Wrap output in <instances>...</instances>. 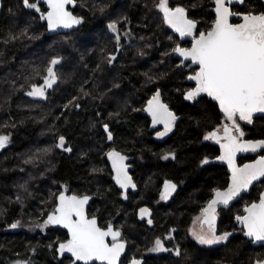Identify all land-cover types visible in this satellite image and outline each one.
I'll return each mask as SVG.
<instances>
[{
	"label": "trees",
	"instance_id": "16d2710c",
	"mask_svg": "<svg viewBox=\"0 0 264 264\" xmlns=\"http://www.w3.org/2000/svg\"><path fill=\"white\" fill-rule=\"evenodd\" d=\"M153 1L75 0L69 9L75 16L83 17L79 27L48 36L40 13L26 8L23 0H3L0 135H9L10 142L0 149V264L17 261L71 264L68 257L60 258L56 252L57 241L67 238L64 230L50 228L43 234L27 236L9 234L7 230L13 221L31 224L39 209H43L40 216L43 221L54 210L56 197L62 191L90 195L88 214L97 217L101 226L106 217L118 221L123 219V215H118L125 213V220L134 228L145 230L143 223L134 217L133 203L140 202L141 197L146 201L152 199L155 185L164 176L184 181L168 206L170 210L166 209L169 215L165 210L164 214L159 211L157 217L159 224L177 227L179 232L197 200L203 199L211 187L224 183L223 168L198 167L204 157L214 158L215 147L203 138L219 124L222 115L207 97L193 103L184 100L189 71L184 66L178 67L180 63L171 52L174 44L166 38V30L152 9ZM178 2L171 5L192 3L186 5L187 12L201 21L199 29L209 23V0ZM39 7L45 12L41 0ZM247 8L263 11L258 1L243 10ZM123 17L130 22L136 39L130 43L133 46L121 50L109 64L107 58L115 54L116 43L107 26L113 20L124 26ZM25 27L28 28L25 35L8 40L9 32L19 34ZM52 57L62 58L57 66L60 76L57 84L47 90L46 99L27 95L32 84H42ZM37 66L39 76L33 73ZM149 76L153 79L149 80ZM81 87L90 95L84 96ZM157 89L179 117L173 132L163 140L152 138L149 119L144 114L146 103ZM73 97L78 98L79 108L69 105ZM105 123L114 137L111 142L103 129ZM247 130L252 137L262 136L263 118H256ZM60 135L65 136L71 152L56 147ZM112 149L132 158L139 193L126 202L119 198L120 191L107 161V152ZM171 151H175L176 159L163 160L162 156ZM17 194L19 200L14 198ZM230 224L231 215L226 211L221 225L227 228ZM152 230L146 228L148 233ZM187 243L197 248L190 241ZM196 256L202 264H250L262 258L263 249L254 248L242 236L234 235L225 245L201 250ZM145 262L162 264L152 258ZM165 264L185 263L177 258Z\"/></svg>",
	"mask_w": 264,
	"mask_h": 264
},
{
	"label": "snow or ice",
	"instance_id": "6c2138e0",
	"mask_svg": "<svg viewBox=\"0 0 264 264\" xmlns=\"http://www.w3.org/2000/svg\"><path fill=\"white\" fill-rule=\"evenodd\" d=\"M39 2L40 0H36V2L23 0L26 8L40 13L39 18L47 21L49 30L61 27L71 28L83 21V17L74 16L67 10L66 5L72 3L73 0H45L48 6L46 12H41ZM239 3L243 4L244 0H239ZM232 4L233 0H214L215 19L205 30L198 29L197 25L201 21L190 19L187 9L183 6L171 7L169 0H158V3L154 5L162 13L164 24L178 33L179 37L192 38L190 48L181 47L177 43L171 50L172 53L183 58L178 67H183L184 61H190L198 68L187 76L188 80L195 81L196 86L186 90L185 99L197 101L201 94H206L217 102L219 111L225 120V123L220 127L209 131L204 136L205 140H216L220 143L221 155L216 159L227 162L231 170V178L227 188L212 189V199L208 201L206 207L201 209V216L196 217L193 221L194 226L191 229V234L201 245H216L229 241V237L232 236L231 232L217 233L215 223L217 206H227L242 192H245L254 181L264 177V155H260L258 159L242 166L236 163L237 153L264 149V139H245L246 133L239 123V121H246L251 124L255 113H264V11L233 12ZM234 16L241 18L242 22L232 23L231 19ZM123 19L127 20V17H123ZM108 28L115 34L119 50L121 37L118 20L111 21ZM27 31L28 28L25 27L19 34L9 32L8 40L18 39ZM129 34L125 33V35ZM169 39L171 40L172 37ZM116 59L115 55H109L107 62L112 64ZM61 60V57H52L49 60L42 84H32L31 91L27 95L47 98V90L57 84L60 79L57 66L61 65ZM33 73L36 76L40 75L38 66L33 68ZM148 79L152 80L153 77L149 76ZM114 86L118 87V85ZM81 92L84 96L90 95L89 92L84 91L83 87H81ZM69 105L79 108L78 98L73 97L69 101ZM69 105H65V107L67 108ZM145 110L151 114L153 125L163 123L164 131L157 133V136L160 137L170 132L179 119L176 113L162 102L159 89L148 100ZM103 129L107 133V139L113 140V134L107 123L103 125ZM9 142V135H0V149ZM56 147L68 152L72 151L71 147H66V138L63 135L58 137ZM107 156L112 160L116 183L125 190L129 187L135 188L136 185L127 170L128 165L124 163L127 157L115 149L109 151ZM169 158L176 159L175 151L168 152L163 157L165 160ZM208 163L207 157L200 161L201 166ZM93 171L98 170L93 169ZM177 187L178 185L171 180L165 181L164 191L160 198L167 200ZM17 199L19 200V197ZM56 199L58 203L54 210L48 213L47 219L37 227L63 225L68 230L70 238L65 242L57 241V251L61 255L65 252L71 253L74 257L72 264H77V261L89 264L93 260L104 261L106 264H120L121 255L125 251L127 242L124 240L121 230L115 229L111 223L106 228H101L95 216L89 218L86 215L85 205L90 197L87 195L83 197L67 196L64 192H60ZM244 213V215H237L235 219L246 229L245 235L253 241L264 242V193L260 194L258 201L246 204ZM140 215L141 218L146 215L150 216V210L141 208ZM152 222L149 218L148 224H152ZM197 223L199 227H196ZM19 226L20 221L10 225L11 228ZM109 236L111 243L107 242ZM149 251L170 250L164 247L160 238H157ZM172 251L177 257L182 254L179 246ZM16 264H29V262L17 261ZM130 264H146V262L133 257ZM255 264H264V259H257Z\"/></svg>",
	"mask_w": 264,
	"mask_h": 264
},
{
	"label": "flooded vegetation",
	"instance_id": "af4514ba",
	"mask_svg": "<svg viewBox=\"0 0 264 264\" xmlns=\"http://www.w3.org/2000/svg\"><path fill=\"white\" fill-rule=\"evenodd\" d=\"M255 1H258V2H260L263 5V11H264V2L262 3L260 0H244L243 4H235V5L233 4V5H231V7H232L233 12L250 11L249 8H247L246 10L245 9L243 10V7L244 6H249V4H251V3L255 2ZM208 5H209L210 13H211V16L208 19L209 23L204 24V26L201 27L202 29L198 28L199 30H205L209 26L210 22L215 19V13H214V10H213L214 7H215L214 0H210ZM170 6L171 7H176L177 5H173L172 6L170 4ZM160 14L162 16L161 12H160ZM188 16H189V14H188ZM189 18L190 19L199 20L198 18H192L190 16H189ZM240 21H241V18L236 17V16L231 19L232 23H238ZM121 23L124 24V26L123 25L121 26V25L118 24V30H119V34H120L121 39H120V48H119V50L117 49V44H116L115 54H113L115 56L119 52H121V50H123L126 47V45H131L130 43L133 40L136 39L135 38L136 36L134 35V32L131 31V29H130V26H129L130 22L128 20L123 19V20H121ZM166 26L171 31V33H173V35L178 40V43L180 44L181 47H186V48H190L191 47V40H192L191 37L181 38V37H179L178 33H176L168 25H166ZM197 27H198V25H197ZM108 30H109V28H108ZM111 33L115 36V34L113 32H111ZM125 33H130V34L129 35H125ZM115 43H116V41H115ZM117 51H118V53H117ZM173 56H174V53H173ZM177 61L179 63H181V61H179V60H177ZM184 66H186V68H189V70L191 69L192 71L193 70L196 71L198 69L197 67H189L188 64H186ZM193 72H189L187 74V76L192 74ZM192 87H193L192 84H188V88L186 90H188V89H190ZM202 97H207V96H202ZM207 98H209V97H207ZM211 101L216 105L217 109L219 110L217 102H215L213 100H211ZM221 115H222V113H221ZM222 118H223V115H222ZM222 118L219 119V124L214 126L212 130H214L215 128L220 127L223 123H225V121ZM256 118H263V123H264V115H263V117H255L253 122L250 125H244V124H242L239 121L242 130L246 133L245 139H252V140L264 139V132H263V135L260 136V137H252L250 135V133L248 132V130H247V128L250 127L254 123ZM148 119H149V117H148ZM174 128H175V126L169 132L168 136L173 132ZM159 129H164V128L159 127V128L154 129V130H151L150 129V119H149V130L152 133V138H154L155 140H163V139H156L154 137L155 132L158 131ZM220 134L222 135V132ZM167 137H165V138H167ZM205 142L209 143L211 146L215 147L216 152L214 154V158L213 159L217 158L219 156V154H220V143L217 142L216 140H205ZM260 155H264V149L261 152L252 153V154H246V155L240 156L238 158V163L237 164L242 166L243 164H245L247 162L254 161ZM169 159H171V158H169ZM208 160H210V159H208ZM209 165H215V166H219V167L223 168L224 174H225L224 175V177H225L224 183L221 186H213V187H211V189L209 190L208 194L205 197H203V199H201V200L195 199V200H197L196 205H194V207H192V210L189 212V215L186 217L185 221L183 223H181V227L183 229L180 230L179 232H177V227L170 226V225L164 227V225L159 224V220H157V217L159 215V213H158L159 210H158V207L156 206V204L153 202V200L159 201L160 208L164 211V212H161V214H164L165 210L169 209L168 206L171 203V201L173 199H175L179 189L183 188L184 181L176 180L174 178L165 177L164 176L155 185L154 195H153L152 199H150L149 201L138 202V204H137L138 206H137V208L134 211L135 219L138 222L143 223V226L145 227V231H146V228L153 229L152 231H150V233L154 235V239L156 240L157 238H160L163 241L164 247L169 249L170 251H158V252L148 251V252H145L143 254H138V253L132 254L130 252L129 245L126 243L125 253H124V255H123L122 259H121L120 264H124L125 262H126V264H130V261L132 260L133 257H135L136 259L143 260L144 262H145L146 259L152 258L154 261H156V262L160 261L162 264H165L166 262L171 263L172 260L177 259V258H179L185 264H202V261H199V257L196 256V253L197 254H198V252L200 253L201 250H213V249L218 248V247H220L222 245H225L227 243V242H222V243L216 244V245H201L194 239V237L191 234V229L194 226L193 225V221L196 219V217L201 216V209L206 207L208 201L213 197L212 189L217 188V187H219L221 189H224V188H226L228 186V184L230 182L231 171H229L228 164H226V163H208V164H205L203 166H209ZM129 166H130L129 173H130V175H131L136 187L133 188V190H130V191H122L121 189L118 188L119 191H120L119 195H123L124 197L127 196V199H129L131 197L133 198L135 196V194L138 192V183H137V180L135 179V176L132 173V171H133L132 161L129 163ZM203 166H201L200 163L198 164L199 168H202ZM168 180H171L172 182L176 183L178 185V187H177L176 191L173 192L171 194V196L167 200H162L160 198L161 197V193L164 191L165 181H168ZM263 190H264V177L260 178L256 182H254L248 188L247 191L242 192L241 195L238 197V199L235 200L231 205L226 206V207L218 208L216 210V222H215L218 234H220V233H222L224 231H228V232L232 233V236H234V235L242 236V238H244L247 242H249L250 246H252L254 248H262L263 249V256H262V258H259V259H264V245H256V246H254L252 244V240H250V239H248V238H246L244 236L245 229L243 227H239L238 226V223H237L235 217L237 215H244L245 214L244 213V208H245L246 204H249V203L254 202V201H258V198H259L260 194L263 192ZM142 207H147V209L150 210V216L146 215L148 217L141 218V215H140L139 211H140V209ZM226 211L229 212V214L231 215V224L227 228L224 227L223 225H221L223 216H224ZM149 218L153 221L152 224H148V219ZM112 225L114 226L115 229H118L114 224H112ZM101 227L102 228H106L107 226H101ZM196 227H199L198 223H197ZM51 228L55 229L52 226H51ZM57 229H60V228H57ZM61 230H63V229H61ZM119 230H121V229H119ZM121 232H122L123 238H125L124 237V233H123L122 230H121ZM232 236H230L229 239ZM188 241H190L197 248L195 249L192 245L188 244L187 243ZM108 242L111 243V238L108 239ZM57 246H58V244H57ZM177 246H179V248L182 251V254L179 257H177L175 255L174 251H172ZM149 249H151V248H149ZM194 255H195V257H194ZM256 260L257 259L251 261L250 264H253ZM71 262H72V260H71ZM94 264H98V263H94Z\"/></svg>",
	"mask_w": 264,
	"mask_h": 264
},
{
	"label": "rangeland",
	"instance_id": "374dc122",
	"mask_svg": "<svg viewBox=\"0 0 264 264\" xmlns=\"http://www.w3.org/2000/svg\"><path fill=\"white\" fill-rule=\"evenodd\" d=\"M121 1V0H120ZM176 2H178V0L177 1H175V2H172V0H169V4H175ZM209 2H210V0H209ZM156 3H158V0H154L153 2H152V9H153V11L155 12V15L158 17V20H159V23H160V25L162 26V28H165V30H166V33H167V39L169 40V42H172V44H174L173 45V48L175 47V45L178 43V40L176 39V38H174L173 37V35H172V33H171V31L168 29V27L163 23V18H162V16H161V14H160V12H159V10L157 9V8H155L154 7V5L156 4ZM179 3V2H178ZM190 4H192V3H190ZM189 3H186V5L188 6V5H190ZM177 5H179V4H177ZM186 5H180V6H183V7H185L186 9H187V6ZM194 6H196L195 4H193ZM45 6V5H44ZM196 7H198V6H196ZM187 11H188V9H187ZM122 15L123 14H120V17H122ZM169 37H172V39L170 40L169 39ZM144 39V38H143ZM128 46H133V45H126V47L125 48H127ZM172 52V51H171ZM184 67H186V66H184ZM188 69V71L189 72H193L191 69L189 70V68H187ZM155 93V92H154ZM161 100L165 103V101L163 100V97H162V94H161ZM223 120H224V117L222 118ZM225 121V120H224ZM164 131V129H159L158 131H156L155 132V134H154V137L156 138V139H164L165 137H167L168 136V134H169V132L166 134V135H164V136H162V137H160V136H157V133L158 132H163ZM57 142H58V140H57ZM57 142L55 143V144H57ZM46 150V149H45ZM111 151V150H110ZM109 152V151H108ZM107 152V153H108ZM163 157L164 156H162V159H163ZM163 160H165V159H163ZM117 187V186H116ZM118 188V187H117ZM119 190V189H118ZM17 197H19L18 196V194L14 197V198H16L17 199ZM119 198L121 199V200H123L124 202H126L128 199H125V197L123 196V195H119ZM141 199V201L140 202H142V201H146V198L145 197H141L140 198ZM153 202L156 204V206L158 207V210L160 211V212H164L161 208H160V205H159V201H157V200H153ZM138 203H137V201L136 202H134L133 203V208L134 209H136L137 208V205ZM41 212H43V209H39L37 212H36V214L35 215H33V217L35 216V218L32 220V222H30L31 224H29L28 222H25L24 224L20 221V226L19 227H17V228H11L10 227V225L12 224V223H14V222H16V221H13L12 223H10L8 226H7V230H9V234L10 233H12V234H14V233H20V234H22V235H24L25 234V236H27L29 233H33V234H38V233H41V234H43V233H45V232H47V230H49L50 228H51V226L50 225H48L47 227H45V228H40V227H37V225H39V224H42L45 220H46V218L43 220V221H40V216H41ZM167 213H168V215H169V210H167L166 211ZM119 214V213H118ZM125 213H120L118 216H120V215H123V219H119L118 218V221L115 219V218H108V217H106V219L102 222V224L104 225V226H107L109 223H111V224H114L115 225V223H116V227L118 228V229H121L122 231H123V233H124V239L126 240V242H127V244L129 245V248H130V252L132 253V254H136V253H138V254H143V253H145V252H148L149 251V248H152L154 245V242H155V239H154V235L153 234H151V233H148V232H146L145 230H144V228L143 227H140V229L138 230V229H136V228H134L131 224H130V222H129V220H125V215H124ZM29 224V225H28ZM145 234H147L148 236H145ZM52 235V234H51ZM124 264H126V262L124 263Z\"/></svg>",
	"mask_w": 264,
	"mask_h": 264
},
{
	"label": "water",
	"instance_id": "95a60500",
	"mask_svg": "<svg viewBox=\"0 0 264 264\" xmlns=\"http://www.w3.org/2000/svg\"><path fill=\"white\" fill-rule=\"evenodd\" d=\"M42 2H43V4L45 5V12L48 10V6H47V3L45 2V0H41ZM262 3L264 2V0H260ZM2 3H3V0H0V16H1V11H2ZM75 3V0H73V2L72 3H69L68 5H66V7H67V10L69 11V12H71L72 13V11L69 9V7L70 6H72L73 4ZM233 4L235 5V4H241V3H239V0H233ZM232 4V5H233ZM214 10V9H213ZM73 14V13H72ZM74 15V14H73ZM75 16V15H74ZM235 17V16H234ZM233 18V17H232ZM44 22H45V24H46V30H47V35L48 36H53V35H56V34H60V33H67V32H69V31H72L73 29H76V28H78L79 27V25L80 24H78V25H73L71 28H63V27H61V28H58V29H55V30H49L48 29V26H47V21L46 20H43ZM240 22H242V20L240 21ZM240 22H238V23H240ZM110 30V29H109ZM111 31V30H110ZM112 32V31H111ZM117 53H118V51H117ZM174 58L175 59H177V60H179V61H181V60H183V58L182 57H179L178 56V54H174ZM186 64H188V66L189 67H197V65H195V64H191L190 63V61H184V65H186ZM198 70V69H197ZM186 82L188 83V84H192L193 85V87L192 88H194L195 86H196V84H195V81H190V80H188L187 78H186ZM191 89V88H190ZM202 96H207L206 94H201V97ZM184 97V100L185 101H187V102H190V103H193L194 101H188V100H186L185 99V95L183 96ZM208 97V96H207ZM200 97H198L197 99H199ZM210 98V97H209ZM211 99V98H210ZM212 100V99H211ZM163 102V101H162ZM164 103V102H163ZM166 104V103H165ZM147 108V103H146V106H145V109ZM170 108V107H169ZM144 109V114L146 115V116H148L149 117V119H150V129L151 130H154V129H156V128H159V127H162V128H164V125H163V123H160V124H156V125H153V123H152V116H151V114L148 112V111H146ZM171 109V108H170ZM172 110V109H171ZM173 111V110H172ZM174 112V111H173ZM263 115H264V113H255L254 115H253V120H254V118L255 117H263ZM242 124H244V125H250V124H248L246 121H240ZM108 142H111L110 140H108ZM117 152H119V153H121L120 151H118V150H116ZM261 151H263V149H257V151H255V152H252V151H248V152H239V153H237V156H236V163H238V158L240 157V156H243V155H246V154H252V153H257V152H261ZM121 155H124V156H126L125 154H123V153H121ZM221 155V149H220V154H219V156ZM218 156V157H219ZM127 157V159L124 161V163L125 164H127L128 165V173H129V169H130V166H129V163L132 161V158L131 157H128V156H126ZM258 159V158H257ZM256 160V159H255ZM107 161H108V163H109V165H110V168H111V171H112V178H113V180H114V183L116 184V186L119 188V189H121L122 191H130V190H133V188H131V187H129L127 190H125V189H122L121 187H120V185L119 184H117L116 183V180H115V175H116V173H115V170L113 169V166H112V160L111 159H109L108 158V156H107ZM209 163H226L227 164V162L226 161H222V160H218V159H211V160H209ZM247 163H251V162H247ZM229 171H231L230 170V168H229ZM129 175H130V173H129ZM131 176V175H130ZM230 178H231V176H230ZM258 181V180H257ZM134 182V181H133ZM254 182H256V181H254ZM253 182V183H254ZM227 188V187H226ZM225 189V188H224ZM223 190V189H222ZM248 190V189H247ZM246 190V191H247ZM62 192H64L65 193V195H67V196H72V195H76V196H79V197H83V196H85V195H77V194H73V193H67L66 191H62ZM262 193H264V190H263V192ZM58 195H59V193H58ZM57 195V196H58ZM87 196H89L90 197V199H89V201H88V203L85 205V212H86V215L89 217V218H92L93 216H89V214H88V207H89V205H90V203H91V200H92V198H91V196L90 195H87ZM212 199V198H211ZM238 199V197L236 198V199H234L233 201H231L227 206H229V205H231L235 200H237ZM57 203H58V200L56 199V205H57ZM56 205H55V207H56ZM54 207V208H55ZM220 207H226L225 205H218L217 206V208H216V210L218 209V208H220ZM142 208H147V207H142ZM140 212V211H139ZM51 213V212H50ZM144 217H148V216H144ZM143 217V218H144ZM97 218V217H96ZM46 219H47V216H46ZM97 221H98V219H97ZM237 221V220H236ZM237 223H238V226L239 227H243L244 228V226L242 225V224H240L238 221H237ZM98 225H99V222H98ZM52 227H54V228H60V229H63V230H65L66 231V233H67V239L65 240V241H67L69 238H70V234L68 233V230L63 226V225H51ZM100 226V225H99ZM101 227V226H100ZM114 227V226H113ZM102 228V227H101ZM245 231H246V229H245ZM244 236L246 237V238H248V239H250V240H252L251 238H249V237H247L246 235H245V232H244ZM111 237L109 236L108 238H107V242H108V239H110ZM65 241H63V242H65ZM109 243V242H108ZM252 244L254 245V246H256V245H264V242H257V241H253L252 240ZM57 248H58V246H57ZM57 248H56V252H57V255L60 257V258H64V257H68V258H70L72 261H73V259H74V257H72V254L71 253H68V252H65L63 255H61L58 251H57ZM124 253H125V251H124ZM124 253H122V255H121V259H122V257H123V255H124ZM120 262H121V260H120ZM94 263H98V264H106V262H104V261H100V260H93V261H91V262H89V264H94ZM71 264H72V262H71ZM77 264H85V262H83V261H77ZM253 264H255V262L253 263Z\"/></svg>",
	"mask_w": 264,
	"mask_h": 264
}]
</instances>
